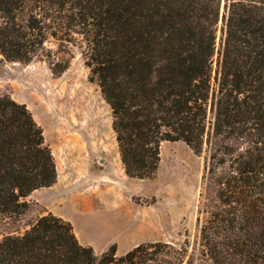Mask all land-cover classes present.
<instances>
[{"label":"trees","instance_id":"trees-1","mask_svg":"<svg viewBox=\"0 0 264 264\" xmlns=\"http://www.w3.org/2000/svg\"><path fill=\"white\" fill-rule=\"evenodd\" d=\"M77 36L128 176H154L164 141L206 146L201 255L162 240L97 252L49 211L2 237L0 264H264V0H0L9 61L60 75ZM57 177L31 109L0 94V217L26 213Z\"/></svg>","mask_w":264,"mask_h":264},{"label":"rangeland","instance_id":"rangeland-1","mask_svg":"<svg viewBox=\"0 0 264 264\" xmlns=\"http://www.w3.org/2000/svg\"><path fill=\"white\" fill-rule=\"evenodd\" d=\"M50 47H56L54 39ZM68 69L54 75L45 59L9 61L0 54V94L26 103L44 128L58 177L33 191L29 210L0 217V240L49 211L70 220L82 244L97 252L117 244L124 253L135 245L162 240L187 243L201 255L202 176L206 146L195 153L183 141H164L161 162L150 178L126 174L112 127V109L100 86L90 80L85 41L68 43Z\"/></svg>","mask_w":264,"mask_h":264}]
</instances>
